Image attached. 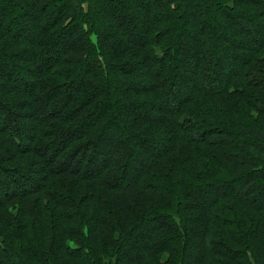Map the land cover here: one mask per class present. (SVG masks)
Returning <instances> with one entry per match:
<instances>
[{
  "label": "trees",
  "instance_id": "obj_1",
  "mask_svg": "<svg viewBox=\"0 0 264 264\" xmlns=\"http://www.w3.org/2000/svg\"><path fill=\"white\" fill-rule=\"evenodd\" d=\"M0 2V62L28 84L0 71V264H130L148 223L135 264H264V0ZM252 18L244 49L234 20ZM218 25L231 29L210 53ZM24 28L30 40L11 36ZM225 64L234 70L204 88ZM110 126L128 145L170 144L118 184L138 161L122 148L88 167Z\"/></svg>",
  "mask_w": 264,
  "mask_h": 264
},
{
  "label": "rangeland",
  "instance_id": "obj_2",
  "mask_svg": "<svg viewBox=\"0 0 264 264\" xmlns=\"http://www.w3.org/2000/svg\"><path fill=\"white\" fill-rule=\"evenodd\" d=\"M136 1L138 3H141L142 5H148L146 0H136ZM0 4H1V2H0ZM24 11L28 12L30 14V11H28L27 9H24ZM108 11L113 16H116L119 13L118 10H116L113 6H109V5H108ZM100 12L102 13L103 11H100ZM203 14L205 15V17L208 18L209 24L210 25L213 24L211 22L214 19L211 20V17H208V14L206 12H202V15ZM252 21L255 22L256 21L255 18H252L251 21L248 20V22H244L240 19L234 20L235 24L238 25V26H235V29L237 31H243L248 35V38L243 40V43L241 44L244 49L250 47V40H252V37H255L257 34L255 32V30L252 29V27H253ZM16 22H18V20ZM132 25L134 27L131 29L130 35L132 37H134V35L137 33V25L138 24L133 21ZM210 25H209V28H210ZM219 26L220 25L215 27V30L217 28L218 29L216 30V33L215 32L213 33V40H210V45H208L210 53H213V51H215V49L217 50L218 46H221L224 44L223 38L225 36H223V34L228 33L225 29L226 28L231 29L230 26H226V28H221ZM14 28H16V27H14ZM231 32L234 33L233 30ZM32 33L33 32H31L29 29L24 28V29H20V30H16L15 32H12L11 36L14 39L19 40L20 42H25V41L30 40L33 37ZM188 36L190 37V41H191L193 38V34L188 33ZM92 40L95 41V38L92 37ZM130 40H132V39H130ZM68 44L69 43H68V39L66 38V36H62V37L58 38L56 40L55 45L52 48V51H50L48 53V55L45 56V58H43L44 63L41 64V68L44 69L47 66L48 57L55 56L58 52L63 50ZM211 46H214L215 48L212 49ZM211 50H212V52H211ZM181 55H182V53H181ZM180 58H182V56ZM192 63H193L192 57L189 59L187 58L186 60H183V59L179 60L176 64L174 63V66L176 69L174 71L176 74V78H180V76L190 73L191 70H193V64ZM233 66L234 65H232V64L222 65L220 67V69H218L217 72L214 73V75H215L214 80L216 81V83L213 80L212 81L209 80L208 82L205 83L206 86H203V87L206 89H210V88H212V86H217V84H220L222 82V80H224L225 74L228 71L234 70L235 67H233ZM12 69L13 68L11 66H7V65L3 64L2 62H0V71L4 74L10 76L14 85H17L20 88H23L24 90H28V87H27L28 84L26 82V78L23 77L22 74H20V71L18 69H16V70H14V69L12 70ZM140 71L142 72V70L135 69V72H137V74ZM208 73L211 74V72H208ZM83 82H84L83 78L79 81L77 80L76 83L73 84L72 86H69V88H67L64 93L69 92V94H72L74 92L75 88L77 86H80ZM187 85H189V83H187ZM178 93H180V92L176 91V93H174L173 95L171 94L172 97L170 96L171 98L169 99L170 101L168 102V105L169 104L174 105L175 101H177L178 98H181V96ZM157 106H160V104H157ZM46 112L47 111L41 112L39 114V116L43 117L46 114ZM139 112H140L141 116H143L144 118H147L149 116V113H150L148 107L142 111H139ZM0 117H2L1 114H0ZM21 130H22V134H26L29 132V128H27V127L25 129L22 128ZM21 130H20V132H21ZM104 137H105L104 138L105 141L103 142L104 144H101L99 146L97 145L96 147H94V149L97 151L95 154V165L88 166V167H90V169H93V167L96 165L99 166L100 158L108 159L110 157H113V155L115 153L114 151L117 148H122L123 150H125V152L127 154H129L130 156L133 155L134 159L138 160V161H135V163H133V165L129 168V170H128L129 172H128L127 177L125 179L124 178H118V184H123L125 181L129 180L130 177L136 175L137 172H140V170L143 168V166H148L150 164V162L152 161L153 156H155L158 153V150L161 147H164V146L166 147L170 144V139H169L167 142L160 141L157 144L148 142V143H144L143 145L142 144L139 145V143L138 144L132 143V144L128 145L124 142V140L122 138L123 137V131H121L119 128H117L115 126H110L107 129ZM58 145L56 144V145H54V147H56V146L58 147ZM143 151L147 152L149 156L148 157L143 156V158H141L142 157L141 152H143ZM85 171H86V167H83L80 170L81 173H84ZM32 185H33V182L30 180H27L26 182L22 183V185L20 184V185L16 186L13 184L9 185V184L5 183L3 186L5 187V189H9V190L17 192L24 187L29 188ZM231 188L234 191H236V186L232 185ZM149 224L150 223H148L146 225L143 224L142 226H140L139 230L132 235L133 237H138L136 240L137 241L136 242V248L132 249L128 254H126L124 256V260H126V262H130V264H135L136 261L138 260L140 253H141L139 247L145 243V240H144L145 238L143 236L146 233V230H147ZM194 241H198V240H194ZM193 256H194V252L192 253V257Z\"/></svg>",
  "mask_w": 264,
  "mask_h": 264
}]
</instances>
